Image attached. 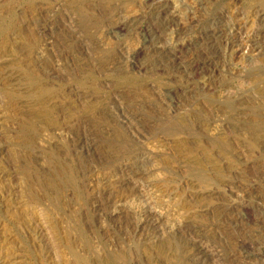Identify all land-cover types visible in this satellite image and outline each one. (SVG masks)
Listing matches in <instances>:
<instances>
[{
  "label": "rangeland",
  "instance_id": "obj_1",
  "mask_svg": "<svg viewBox=\"0 0 264 264\" xmlns=\"http://www.w3.org/2000/svg\"><path fill=\"white\" fill-rule=\"evenodd\" d=\"M261 18L264 0H0V264H264ZM147 203L157 237L110 219Z\"/></svg>",
  "mask_w": 264,
  "mask_h": 264
},
{
  "label": "bare ground",
  "instance_id": "obj_2",
  "mask_svg": "<svg viewBox=\"0 0 264 264\" xmlns=\"http://www.w3.org/2000/svg\"><path fill=\"white\" fill-rule=\"evenodd\" d=\"M155 1V0H154ZM166 2V1H165ZM164 2V3H165ZM168 2V1H167ZM203 3V2H202ZM150 5H152V4H150ZM165 5V4H164ZM161 6V5H160ZM151 7V6H150ZM164 8V7H163ZM163 8H162V10H163ZM157 10V9H156ZM166 10V9H165ZM160 12H161V10H160ZM165 12V11H164ZM157 13H159V11L157 12ZM188 15V14H187ZM257 17V16H256ZM262 19V18H261ZM262 21L264 22V19H262ZM260 22V21H259ZM261 24V23H260ZM263 24V23H262ZM262 27H263V25H262ZM261 27V28H262ZM260 28V29H261ZM175 30V29H174ZM220 30V29H219ZM257 30V29H256ZM263 30V29H262ZM261 30V31H262ZM182 31H184V30H181V32ZM217 31H218V29H217ZM223 31V30H222ZM179 32H180V30H179ZM180 32V33H181ZM215 32V31H214ZM213 32V33H214ZM238 32V31H237ZM258 32V31H257ZM257 32H256V34H257ZM177 33H178V30H177ZM183 33V32H182ZM224 33L225 32H223V35H224ZM252 33V32H251ZM212 34V33H211ZM227 34V33H226ZM233 34V33H232ZM235 34V33H234ZM255 34V33H254ZM255 34V35H256ZM228 36H229V33L227 34ZM231 35V34H230ZM240 35V34H239ZM173 36V35H172ZM247 36V35H246ZM260 36H261V34H260ZM211 37H213L214 38V36H211ZM243 37V36H242ZM179 38V37H178ZM220 38V37H219ZM218 38V39H219ZM223 38V37H222ZM225 38V37H224ZM239 37H237V39H238ZM256 38V37H255ZM259 38V37H258ZM154 39V38H153ZM217 39V38H216ZM236 39V40H237ZM213 40V39H212ZM232 40H233V38H232ZM231 40V41H232ZM252 40V39H251ZM218 41H220V40H218ZM229 41V40H228ZM249 41V40H248ZM255 41H257V40H255ZM213 42V41H212ZM217 42V41H216ZM233 42H234V40H233ZM253 42V41H252ZM215 43V42H214ZM218 43V42H217ZM216 43V44H217ZM228 43L229 42H227V45H228ZM223 44V43H222ZM237 45V44H236ZM240 45V44H239ZM248 45V44H247ZM250 45V44H249ZM253 44H251V46H252ZM231 46V45H230ZM243 46H245V45H243ZM242 46V47H243ZM257 46V45H256ZM157 47V46H156ZM183 47V46H182ZM238 47L239 46H237V50H238ZM149 48V47H148ZM158 48V47H157ZM225 48H226V46H225ZM232 48V47H231ZM241 48V47H240ZM248 49H249V46L247 47ZM246 48V49H247ZM145 49V48H144ZM152 49V48H151ZM150 49V50H151ZM247 49V50H248ZM254 49V48H253ZM153 50V49H152ZM180 50V49H179ZM184 49H182V51H183ZM228 50V49H227ZM230 50V49H229ZM234 50V49H233ZM232 50V51H233ZM244 50V49H243ZM141 51V50H140ZM146 51V50H145ZM249 51V50H248ZM151 52V51H150ZM156 52V51H155ZM154 52V53H155ZM162 52V51H161ZM166 52H168V51H166ZM251 52V51H250ZM181 53V52H180ZM179 53V54H180ZM184 53V52H183ZM239 53H241V52H239ZM243 53V52H242ZM156 54V53H155ZM246 55H247V51H246V53H245ZM235 56V55H234ZM244 56V55H243ZM175 59H176V57H175ZM177 59H178V57H177ZM133 61V60H132ZM176 61V60H175ZM180 62V61H179ZM134 64V63H133ZM178 64V63H177ZM182 66V65H181ZM188 66V65H187ZM192 66V65H191ZM195 66V65H194ZM198 68V67H197ZM196 68V69H197ZM209 76V75H208ZM201 80V79H200ZM207 80V79H206ZM205 80V81H206ZM168 107V106H167ZM131 118V117H130ZM127 120V119H126ZM131 121V120H130ZM133 122V121H132ZM136 130H138L137 128H136ZM141 131V130H140ZM138 134H139V132L138 131H136ZM143 134V133H142ZM142 134H141V136H142ZM140 136V135H139ZM85 140V139H84ZM83 140V141H84ZM88 142V141H87ZM81 144H82V142H81ZM85 144H86V142H85ZM87 145V144H86ZM85 145V146H86ZM82 147V146H81ZM89 148V147H88ZM81 149V148H80ZM86 153H88V152H86ZM85 154V153H84ZM91 163V162H90ZM143 162L141 161H134L130 166H129V168H126L125 170H124V172H125V174H124V179H121V181H119V183H118V186H119V188H120V190H123V191H125L126 193H131V194H133V192L130 190V185H131V182H136V180H134V179H138V177L140 176V173H141V164H142ZM127 167V166H126ZM125 168V167H124ZM123 170V169H122ZM142 174V173H141ZM127 177H129V178H127ZM121 178V177H120ZM69 180V179H68ZM68 182V181H67ZM91 185V184H90ZM73 186V185H72ZM132 186V185H131ZM118 188V187H117ZM123 191H121V193L123 192ZM134 191V190H133ZM124 192V193H125ZM252 192V191H251ZM99 195V194H98ZM127 195V194H126ZM250 195L251 194H249V197H250ZM140 198V197H139ZM131 199V198H130ZM151 200V199H150ZM153 200H154V198H153ZM97 201H98V199H97ZM147 201V200H146ZM99 202V201H98ZM145 202V201H144ZM148 202V201H147ZM247 202V201H246ZM252 202V201H251ZM254 202H252L251 204H253ZM152 204H154V203H147L146 204V207L145 208H143V209H141V210H139L138 209V211L137 210H134V208H133V210L131 209V207L129 208H125V207H123V206H120L119 208H116V210L114 211V213L111 215V217H110V219L112 220V222H114V220H117L118 218L120 219V217L119 216H121V215H123V216H127V222H126V224L124 225V226H126V228L128 229L132 224V222H133V224H134V221H136V224H135V227L133 228V229H135V231H139V232H141V233H145V234H147V236L148 237H152V236H156L157 237V235L160 233V232H163V231H166L167 230V228H166V226L165 225H163L162 224V222H165L164 220V218H163V214L161 213H159V214H157V213H154L153 212V209H152V207H151V205ZM244 204V203H243ZM250 204V205H251ZM105 205V204H104ZM242 205V204H241ZM248 205V204H247ZM257 205V204H256ZM143 206V205H142ZM254 206V205H253ZM105 207V206H104ZM134 207H136V206H134ZM109 208H111V207H109ZM108 208V209H109ZM140 208V207H139ZM235 208H236V206H235ZM249 208V207H248ZM247 208V209H248ZM255 208H256V206H255ZM238 209V208H237ZM243 209V208H242ZM251 209V208H250ZM262 209V208H261ZM261 209H259V210H261ZM96 212H101L102 211V203H101V201H100V203H96V205H95V209H94ZM104 210V209H103ZM258 210V209H257ZM257 210H254V211H257ZM258 210V211H259ZM112 211V210H111ZM104 212V211H103ZM243 212V211H242ZM241 212V213H242ZM105 213H106V211H105ZM240 213V214H241ZM264 213V212H263ZM118 214H120L119 216H118ZM103 215H105V214H103ZM177 215V214H176ZM242 215V214H241ZM257 215H259V212H258V214ZM264 215V214H263ZM168 216V215H167ZM262 216V215H261ZM178 217V216H177ZM174 218H176V217H174ZM227 218V217H226ZM252 218V217H251ZM264 218V217H263ZM118 219V220H119ZM177 219V218H176ZM259 219H260V217H259ZM259 219H258V221H259ZM172 220V219H171ZM249 220V219H248ZM254 220H256V219H254ZM174 222L173 223H175V219L173 220ZM247 221V220H246ZM171 222V221H170ZM179 222V224H177V232H180L181 234H183V235H190L191 233H190V231H189V227H188V225L187 224H185V223H183L182 221L180 222V221H178ZM264 222V221H263ZM116 223V222H115ZM169 223V222H168ZM183 223V224H182ZM239 223V222H238ZM245 223V222H244ZM243 223V224H244ZM251 223V222H250ZM191 225V224H190ZM239 225V224H238ZM250 225V224H249ZM121 226H123V225H121ZM173 226H174V224H173ZM179 226V227H178ZM240 226H242V224L240 225ZM197 227V226H196ZM246 227V226H245ZM255 227V226H254ZM122 228V227H121ZM176 227L174 226V229H175ZM257 228V227H256ZM171 229H173V227L171 228ZM246 229V228H245ZM130 230V229H129ZM248 230V229H247ZM246 230V231H247ZM250 231V230H249ZM256 231V230H255ZM176 232V233H177ZM260 232V231H259ZM169 233V232H168ZM172 233H174V232H172ZM251 233H252V230H251ZM179 234V233H178ZM180 234V236L182 237L183 235H181ZM161 235H162V233H161ZM256 235V234H255ZM256 236H258V235H256ZM175 237V236H174ZM186 237V236H185ZM190 237H192V236H190ZM253 237V236H252ZM255 237V236H254ZM183 238H184V236H183ZM189 237L187 236V239H188ZM259 238V237H258ZM181 239V238H180ZM186 239V238H185ZM184 239V240H185ZM250 240V239H249ZM258 240V239H257ZM260 240V239H259ZM186 241V240H185ZM188 241V240H187ZM186 241V242H187ZM194 241V240H193ZM252 241V240H251ZM189 242V241H188ZM191 242V241H190ZM196 242V241H195ZM257 242V241H256ZM259 242V241H258ZM197 243V242H196ZM196 243H195V245H196ZM201 243V242H200ZM179 244V243H178ZM204 244V243H203ZM194 245V244H193ZM205 245V244H204ZM204 245H203V247H204ZM183 247V246H182ZM203 247H199L197 250H196V253H197V255L200 257V259H203V258H207V259H209V261L210 260H212L213 258L214 259H221L220 258V256H218L217 254L215 255V254H213V253H208V252H205V249L203 248ZM193 248V251H194V246L192 247ZM192 250V249H191ZM248 252H250L249 251V249L247 250ZM243 252H244V250H243ZM193 254V253H192ZM247 255H250L249 253H247ZM246 255V256H247ZM245 256V257H246ZM194 257V256H193ZM198 257V258H199ZM244 257V256H243ZM120 258V257H119ZM197 258V259H198ZM194 259V258H193ZM196 259V258H195ZM244 259V258H243ZM79 261H81L80 259H79ZM85 261V260H84ZM208 261V262H209ZM195 262H197L196 260H195ZM87 263V262H86ZM86 263H84V264H86ZM126 263V262H125ZM194 264H196V263H194ZM198 264V263H197ZM214 264V263H213Z\"/></svg>",
  "mask_w": 264,
  "mask_h": 264
}]
</instances>
